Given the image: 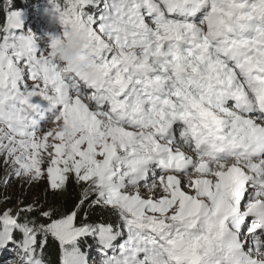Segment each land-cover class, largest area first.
Returning a JSON list of instances; mask_svg holds the SVG:
<instances>
[{"label": "snow or ice", "instance_id": "1", "mask_svg": "<svg viewBox=\"0 0 264 264\" xmlns=\"http://www.w3.org/2000/svg\"><path fill=\"white\" fill-rule=\"evenodd\" d=\"M50 3L55 32L13 4L0 26V156L83 193L0 210L8 264H49L50 238L57 264H89L88 238L101 264H264V0ZM72 40L86 68L58 59Z\"/></svg>", "mask_w": 264, "mask_h": 264}, {"label": "trees", "instance_id": "2", "mask_svg": "<svg viewBox=\"0 0 264 264\" xmlns=\"http://www.w3.org/2000/svg\"><path fill=\"white\" fill-rule=\"evenodd\" d=\"M22 0H0V26L4 20V16L7 15L8 7L13 4L15 9L19 10L25 8L23 6ZM6 165L4 163L3 156H0V182L1 174L5 170ZM83 193V187L77 185L75 182H69L67 187L63 190L52 191L48 189H43L38 185H30L27 189L26 196L21 200L20 196L12 194L9 198L11 205L19 204L20 208L24 206L31 205L33 207L43 206L45 209L53 207L57 210L58 213H63L66 209H71L78 200L81 198ZM33 202V203H32ZM85 215L81 213L80 220H84ZM117 220V217L112 214L109 209H104L97 207L92 211L87 218L88 223L100 222V221H114ZM79 222V221H78ZM91 238L83 239L81 241V246L83 250L87 253L88 245L94 243ZM58 242L54 238H50L49 247L46 251V259L49 264H57L58 261Z\"/></svg>", "mask_w": 264, "mask_h": 264}, {"label": "rangeland", "instance_id": "3", "mask_svg": "<svg viewBox=\"0 0 264 264\" xmlns=\"http://www.w3.org/2000/svg\"><path fill=\"white\" fill-rule=\"evenodd\" d=\"M40 1V0H37ZM50 1V0H49ZM61 3H63V0H60ZM28 9L26 12L24 11H18L20 14L22 25L25 29H30L33 32H36L38 34H44L45 32L52 33V31L57 29V27L50 28V26L55 22L51 16L44 22L39 20L35 16V7L32 5L28 6ZM8 10H10V6L8 7ZM51 11V9H50ZM27 13V15H26ZM29 14V15H28ZM50 15V14H49ZM35 102H40L37 98ZM50 122H47V124L43 127H50ZM6 165V164H5ZM30 185H35L42 187L43 189H48L47 183L45 180H40L36 182H32L27 178H17L14 174H12V169L10 166L6 165L5 170L1 174V182H0V210L4 209H12L14 212L20 208L19 204L11 205L9 202V198L12 194H15L16 197L20 196L21 200L25 198L27 189ZM33 203V202H32ZM115 223L117 222L114 221ZM89 250L91 251V254L89 255V264H101V260L96 254V244H89L88 245ZM13 251L12 249H7V252ZM14 260V259H10ZM9 260V261H10ZM8 261V262H9Z\"/></svg>", "mask_w": 264, "mask_h": 264}, {"label": "clouds", "instance_id": "4", "mask_svg": "<svg viewBox=\"0 0 264 264\" xmlns=\"http://www.w3.org/2000/svg\"><path fill=\"white\" fill-rule=\"evenodd\" d=\"M57 56L65 67L86 68L91 60L90 53L75 40L62 42L57 49ZM86 259L87 255L85 253Z\"/></svg>", "mask_w": 264, "mask_h": 264}]
</instances>
